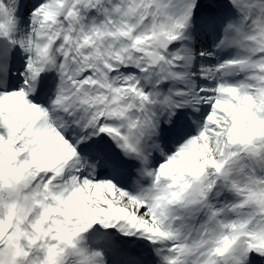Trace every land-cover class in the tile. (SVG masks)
Wrapping results in <instances>:
<instances>
[{
    "label": "snow or ice",
    "instance_id": "snow-or-ice-1",
    "mask_svg": "<svg viewBox=\"0 0 264 264\" xmlns=\"http://www.w3.org/2000/svg\"><path fill=\"white\" fill-rule=\"evenodd\" d=\"M0 264H264V0H0Z\"/></svg>",
    "mask_w": 264,
    "mask_h": 264
}]
</instances>
